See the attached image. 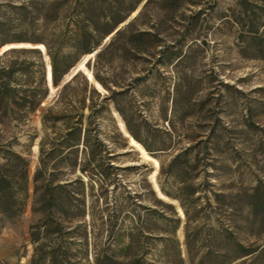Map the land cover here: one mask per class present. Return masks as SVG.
Returning <instances> with one entry per match:
<instances>
[{
	"label": "trees",
	"instance_id": "obj_1",
	"mask_svg": "<svg viewBox=\"0 0 264 264\" xmlns=\"http://www.w3.org/2000/svg\"><path fill=\"white\" fill-rule=\"evenodd\" d=\"M143 1L30 0L15 5L0 0V49L6 43L27 44L0 55V131L20 129L47 98L45 55L52 87L57 88L81 57L96 51L86 67L104 89L76 72L60 87L54 104L59 109L49 105L41 110L44 137L52 145L31 177L30 264H264V239L253 229L251 242L240 238L233 221L237 217L264 225V191L256 186L250 192H214L206 169L210 164L199 157L198 145L180 150L165 166L160 164L157 176L160 192L176 200L184 214V249L176 237L180 218L174 205L158 198L170 216L149 207L151 222L119 230L108 220L104 240L90 243L85 225L72 223L84 213L83 208L73 215L72 203L84 206V199L67 191L81 179L69 181L47 170L50 156L72 153L81 144L90 148V160L111 159L110 147L96 131L98 119L111 108L147 151L164 149V145L152 149L153 144L140 137L139 125L147 123L143 111L154 103L159 119L169 122L167 115L175 113L179 103L178 85L174 80L172 90L161 95L147 82L163 79L160 69L166 64L176 68L194 19L203 10L201 4L209 0H146L128 20ZM235 2L240 25L257 33L264 26V0ZM194 7L198 9L191 11ZM67 91L81 92L77 105ZM16 143V135L0 133V228L24 212L29 198L30 160L12 149ZM149 189L155 196L151 185Z\"/></svg>",
	"mask_w": 264,
	"mask_h": 264
},
{
	"label": "rangeland",
	"instance_id": "obj_2",
	"mask_svg": "<svg viewBox=\"0 0 264 264\" xmlns=\"http://www.w3.org/2000/svg\"><path fill=\"white\" fill-rule=\"evenodd\" d=\"M2 1L19 5L30 0ZM201 6L203 10L194 19L191 34L182 47L183 57L176 68L166 64L160 69L163 79L147 82L149 88L160 90L161 95L172 90L174 80L178 85L179 103L175 113L167 115L169 122L159 119L158 106L154 103L149 110L143 111L147 123L139 125L140 137L151 142L152 149L164 145L163 150L149 152L134 139L135 142L120 115L111 108L110 113L98 119L96 130L104 144L110 147L111 159L103 156L98 161L90 160L87 155L90 148L82 144L72 153L48 158L49 172L59 173L69 181H82L68 186L67 191L84 199V206L73 201V215L83 208L84 213L75 217L72 223L85 225L90 243L104 240L108 220L113 221L115 229L119 230L151 222L149 207L164 210V215L170 216L156 200L158 198L174 205L180 218L176 237L184 249V214L176 200L160 192L157 176L160 164L165 166L177 152L190 145H198L199 157L210 164L206 169L211 172L208 182L214 184L211 187L214 192H250L256 186L264 191V26L260 25L257 33L243 28L235 0H209ZM140 8L128 20L135 17ZM197 9L194 7L191 11ZM191 11L188 10L187 14ZM254 39L259 43L256 44ZM5 45L0 53L10 47L27 46L24 43ZM35 47L45 53L42 45ZM92 55L81 57L63 77L62 84L76 72L94 82L86 67V62L94 57ZM45 60L49 85L47 98L20 129L10 127L0 131L6 137L16 135L17 143L12 149L27 155L30 160L29 198L24 212L0 228V264H30L31 177L40 166V157L46 159L52 145V140L44 137L40 114L49 105H53L54 110L59 109V105L54 104L62 85L52 87L46 55ZM95 85L104 92L97 83ZM67 93L77 105L81 92ZM80 167L86 171H80ZM233 221L239 227L237 235L240 238L251 242L254 238L250 229H253L264 239V225H253L247 219L237 217Z\"/></svg>",
	"mask_w": 264,
	"mask_h": 264
},
{
	"label": "water",
	"instance_id": "obj_3",
	"mask_svg": "<svg viewBox=\"0 0 264 264\" xmlns=\"http://www.w3.org/2000/svg\"><path fill=\"white\" fill-rule=\"evenodd\" d=\"M146 0H144L142 3H141V5L140 6H142V4L145 2ZM108 39V38H107ZM3 52V51H2ZM2 52L0 53V54H2ZM96 53V51L95 52H93V55ZM92 55V56H93ZM47 58H48V56H47ZM48 61H49V59H48ZM45 79H46V81H47V85H48V72H47V70H46V72H45ZM52 85V84H51ZM49 86V85H48Z\"/></svg>",
	"mask_w": 264,
	"mask_h": 264
}]
</instances>
